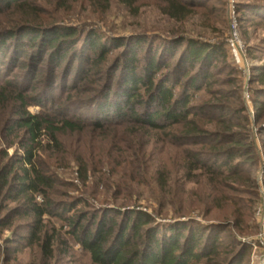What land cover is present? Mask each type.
<instances>
[{"label": "trees", "instance_id": "obj_1", "mask_svg": "<svg viewBox=\"0 0 264 264\" xmlns=\"http://www.w3.org/2000/svg\"><path fill=\"white\" fill-rule=\"evenodd\" d=\"M25 1L0 0V134L8 143L6 149L16 143L24 149V154L16 158L1 152L0 198L20 208L7 210L0 205V237L13 229L15 220H28L25 234L19 239L26 247L36 246L43 261L53 260L57 247L66 244L60 231L49 226L50 219L55 218L65 225L67 235L79 249L88 254L91 264H248L250 247L242 240V222L232 215L219 220L216 213H221L224 206H234L233 195L241 193L239 168L255 163V141L233 131L232 119L238 115L237 110L224 114L227 108H216L223 115L216 121L207 110L197 113L189 107L197 93L218 83L217 74L211 71L219 62L226 64L224 45L186 38L167 41L162 46L141 38L117 39V44H108L96 32L48 24L44 9L33 6L25 10ZM158 1L166 5L164 14L175 21H182L196 9H206L211 2ZM248 1L254 4H247ZM258 2L236 0L234 8L241 23L264 25V5ZM1 18L6 20L2 22ZM120 47L121 55L111 58ZM24 48L27 54L22 53ZM5 50H11L9 56L3 54ZM7 60L9 66L5 64ZM29 64L33 68L27 76H9L13 67L24 71ZM76 64L80 65L77 74L68 81ZM43 65L44 73L39 68ZM253 70L255 74L250 80L264 89V67ZM40 83L44 85V95L31 94L33 84ZM223 83L232 84L230 79ZM56 86L58 96L45 98ZM88 101L94 111L83 116L72 111L76 109L73 107L87 111ZM30 107L40 110L31 113ZM242 113H247L245 108ZM256 119L257 123L264 119V108L259 109ZM208 120L221 129L208 130ZM245 120L249 122L248 114ZM108 129L111 138L106 139V147L114 152L115 160L130 153L127 168L132 173H140L148 166L143 150L152 138L143 142L140 137L137 142L140 132L160 134L157 143L181 150L178 169L184 176L183 184L205 178L204 182L196 181L208 188L205 202L197 207L204 209V217L210 219L207 224L190 219L194 206L184 200L180 201L174 220L162 222L160 218L166 215L163 199H155L159 208L151 212L150 208L138 206L131 192L123 190L122 187L130 188L125 182L112 192L111 208L78 212L77 206L85 208L88 204L82 196L60 204L56 187L71 185L61 184L50 174L45 161L42 163V145L45 141L59 145L57 136L66 132L89 131L95 137ZM198 148H205L206 153L201 154ZM75 162L81 184L87 187L91 165L82 156ZM158 169L156 178L145 184L156 185L162 196L168 195L170 179L162 177L165 168ZM129 181L134 187L141 183ZM107 189L111 191L112 186ZM37 198L41 201L37 202ZM227 232L228 240L222 238Z\"/></svg>", "mask_w": 264, "mask_h": 264}, {"label": "rangeland", "instance_id": "obj_2", "mask_svg": "<svg viewBox=\"0 0 264 264\" xmlns=\"http://www.w3.org/2000/svg\"><path fill=\"white\" fill-rule=\"evenodd\" d=\"M258 1L264 5L262 3L264 0ZM123 2L124 0H26L23 5L26 8L25 10L33 6L43 8L48 24L73 27L77 30H83L85 33H88V31L96 32V34L104 36V42L108 41V44H117L115 43L117 39L141 38L154 45L162 46L164 42L186 38L207 44L224 45L226 64L219 62L213 66L211 71L217 74L216 80L218 83H216V86L202 89L197 93L190 102L189 107H194L193 110L197 113L207 110L206 112L210 113L216 121H219V118L223 116L221 111H216V108L223 105L227 108L223 111L224 114H229L231 112L229 110H237L238 115L232 119L235 126L233 131L248 136L249 139L255 141L257 149L254 156L255 163L242 164L239 168V177L237 178L241 180L239 183L241 193L237 192L233 195L236 196L234 206L229 208L224 206L221 213H216V218L222 220L224 216L232 215L233 219L242 222L240 224L244 236L242 240L250 247L248 264H260L261 257L264 255V246L255 249L249 242L258 240L264 231V132H262L264 119L258 123L256 122L259 109L264 108V89L251 81V76L255 74L253 69L259 66L264 67V25L241 23L240 14L234 8L236 0H211L210 3L206 4V9H196L182 21L169 19L163 11L166 5L158 0H127V3ZM251 2L248 1L247 4ZM4 20L6 18H1L2 22ZM232 40L239 43L238 50L241 53V62L239 63L236 62L230 49V41ZM26 50L24 48L22 53L27 54ZM121 50L120 47L113 51L111 58L115 59V57L121 55ZM10 51L5 50L3 54L9 56ZM17 56H20V54ZM7 62L8 60L5 64L9 66V62ZM79 66L78 64L75 65L68 81L73 78V75L77 74ZM31 68H33L32 64H29L24 71H19L16 67H13L9 76L11 78L13 76V79H19L27 76ZM39 68L44 73V65L39 66ZM118 76L119 72H116L115 78H118ZM41 79L44 81V77ZM225 79H230L232 84L225 86V83H223ZM92 80L93 78H91L90 83ZM42 84H33L34 92L31 94L36 96L43 94L45 91H43L44 85ZM57 89L56 86L55 89L49 91V93L47 92L48 97L45 96V98L57 97ZM43 95L42 99H44ZM89 103L88 101L87 111H80L77 107H73L76 109H72V111H77L82 116L84 113L94 111L95 107L89 105ZM207 106L210 107L205 108ZM244 108L247 113H242ZM39 110L38 107L29 108L31 113H38ZM247 114L249 122L245 120ZM207 122V128L210 131H216L220 128L216 123H211L209 120ZM110 132L108 129L105 133L95 137L91 136L89 131L84 133L66 132L57 136L59 145L52 141L44 142L41 148L42 163L44 164L45 161L46 165L49 166L48 171L50 174L55 176L61 184L71 185L70 188L56 187L59 195L56 200L60 204L62 202H64L62 204H65L70 202L71 199L82 196L87 201L88 207L77 206L76 211L78 212L85 213L97 210V208H111L114 202V198L111 196L112 192L116 190V186L125 182L128 184L127 187L130 186V188L125 189V187H122L123 190L131 192L133 199L139 202L138 206L150 208L151 212L152 210L157 211L159 208L155 199H163V203H165L163 214L166 215L161 217L164 220L159 217L162 222L174 220V213L178 211L180 201L184 200L194 206L190 219L201 224H207L206 222L210 219L204 217V209L202 211L201 207H197L205 202L203 200L208 196V188L205 185L196 183V181L204 182L205 178L198 177L193 183L183 184L185 181L184 176L178 169L179 164H181L179 158L181 150L165 148V144L157 143L160 134L159 136L155 133L144 135L140 132L136 137L137 142L140 141V137H142L143 142H147L149 138H152L143 150L145 151V157H147L148 166L140 173H132L131 169L127 168L132 155L126 153L121 159L115 160V158L113 159L114 152L106 147V139L111 138L108 135L111 134ZM104 135H107V137ZM248 137L247 140H249ZM14 141L18 142L17 140ZM7 144V141L0 134V156L2 151H6L10 158H16L24 154V149L18 143L10 149H6ZM197 150L198 152L201 150V154L206 153L205 148H198ZM81 156L84 161L91 165L88 172L89 182L87 187L81 184L78 165L75 162V159ZM122 158L127 159L124 161L125 159ZM101 161L104 162L100 163ZM159 166L166 169L162 173V177L170 179L167 192L171 196H168L169 194L162 196L163 193H159L156 185L147 186L145 184L147 182L151 183V179L156 178ZM130 179L138 180L141 183L139 186L134 187V184L129 181ZM110 185L112 186L111 191L107 189ZM96 192H98V195ZM220 198V205L223 206L224 198L222 195ZM36 200L37 202L41 201L40 198ZM2 204L7 207V210L20 208L17 204L3 201V198H0V205ZM214 214L211 216L214 217ZM27 223H29L28 220H15L13 229L3 232L0 237V264H91L88 254L79 249L67 235L68 229L65 225L55 218L50 219L49 226L53 225L60 231L62 240H65L66 244L57 247L53 260L43 261L36 246L26 247L24 246L25 243L19 239L21 235L25 234L27 228L25 224ZM16 235L18 237L15 238ZM227 235H229L228 232L222 238L226 239L225 236ZM8 241H14V244L8 245ZM12 246L17 247L13 249Z\"/></svg>", "mask_w": 264, "mask_h": 264}, {"label": "built area", "instance_id": "obj_3", "mask_svg": "<svg viewBox=\"0 0 264 264\" xmlns=\"http://www.w3.org/2000/svg\"><path fill=\"white\" fill-rule=\"evenodd\" d=\"M235 29V26H234ZM239 43L235 40L230 41V49L237 63L241 62L240 51L238 50ZM253 248L264 246V231L260 238L256 241L249 242ZM260 264H264V255L261 257Z\"/></svg>", "mask_w": 264, "mask_h": 264}]
</instances>
